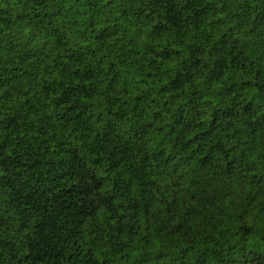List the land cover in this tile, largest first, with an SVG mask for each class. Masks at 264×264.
I'll list each match as a JSON object with an SVG mask.
<instances>
[{
  "label": "trees",
  "instance_id": "obj_1",
  "mask_svg": "<svg viewBox=\"0 0 264 264\" xmlns=\"http://www.w3.org/2000/svg\"><path fill=\"white\" fill-rule=\"evenodd\" d=\"M0 264H264V0H0Z\"/></svg>",
  "mask_w": 264,
  "mask_h": 264
}]
</instances>
